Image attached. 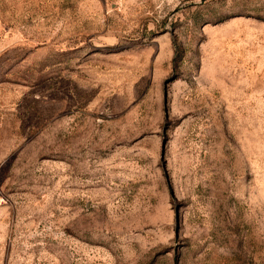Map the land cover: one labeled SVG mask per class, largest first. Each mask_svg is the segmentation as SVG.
Segmentation results:
<instances>
[{
  "label": "rangeland",
  "instance_id": "rangeland-1",
  "mask_svg": "<svg viewBox=\"0 0 264 264\" xmlns=\"http://www.w3.org/2000/svg\"><path fill=\"white\" fill-rule=\"evenodd\" d=\"M0 264H264V0H0Z\"/></svg>",
  "mask_w": 264,
  "mask_h": 264
}]
</instances>
